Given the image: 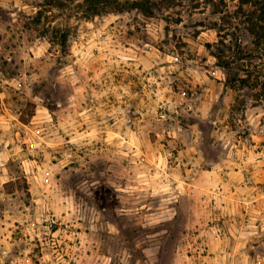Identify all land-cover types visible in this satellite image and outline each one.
Wrapping results in <instances>:
<instances>
[{"label": "rangeland", "instance_id": "obj_1", "mask_svg": "<svg viewBox=\"0 0 264 264\" xmlns=\"http://www.w3.org/2000/svg\"><path fill=\"white\" fill-rule=\"evenodd\" d=\"M146 1L0 0V264H264L261 1Z\"/></svg>", "mask_w": 264, "mask_h": 264}, {"label": "trees", "instance_id": "obj_2", "mask_svg": "<svg viewBox=\"0 0 264 264\" xmlns=\"http://www.w3.org/2000/svg\"><path fill=\"white\" fill-rule=\"evenodd\" d=\"M108 0H88V2H94L96 6L100 5L101 3L106 5ZM241 1V0H240ZM260 7H259V13L257 18L255 19V23L250 24V30L249 33L254 37V42L256 46H259L261 42H264V28L260 25V23L264 22V0H259ZM112 4L116 3L115 1L110 2ZM117 5V4H116ZM132 8L138 9L145 13L146 15H149V7L147 5L146 0H133L132 2ZM94 14H97L99 10H95Z\"/></svg>", "mask_w": 264, "mask_h": 264}]
</instances>
